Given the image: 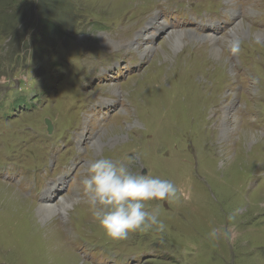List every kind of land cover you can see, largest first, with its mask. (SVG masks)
Wrapping results in <instances>:
<instances>
[{
  "label": "rangeland",
  "instance_id": "rangeland-1",
  "mask_svg": "<svg viewBox=\"0 0 264 264\" xmlns=\"http://www.w3.org/2000/svg\"><path fill=\"white\" fill-rule=\"evenodd\" d=\"M177 10L195 21H176L183 32L174 30L165 46L174 31L164 15ZM163 17L144 58L139 36ZM58 24L69 38L58 35ZM259 30L264 0H0V264H264ZM194 34L204 40L194 42ZM55 57L61 67L52 65ZM81 79L89 80L83 92ZM237 101L255 110V122L232 112L241 126L236 119L224 126L219 106ZM102 155L135 156L132 171L175 182L178 198L146 202L159 210L163 230L124 241L105 235L80 185L84 163ZM60 184L47 204L61 196L75 202L63 215L57 212L72 200L54 203L43 225L35 219L46 204L40 194Z\"/></svg>",
  "mask_w": 264,
  "mask_h": 264
},
{
  "label": "clouds",
  "instance_id": "clouds-1",
  "mask_svg": "<svg viewBox=\"0 0 264 264\" xmlns=\"http://www.w3.org/2000/svg\"><path fill=\"white\" fill-rule=\"evenodd\" d=\"M233 54L238 45L231 47ZM135 156L114 159L99 156L84 163L80 178L84 200L92 210L94 221L113 241L127 240L132 233L163 230L159 210L146 208V202L178 198L180 189L172 180L132 171ZM77 198V203H81ZM212 238L218 231L213 229Z\"/></svg>",
  "mask_w": 264,
  "mask_h": 264
},
{
  "label": "bare ground",
  "instance_id": "bare-ground-1",
  "mask_svg": "<svg viewBox=\"0 0 264 264\" xmlns=\"http://www.w3.org/2000/svg\"><path fill=\"white\" fill-rule=\"evenodd\" d=\"M192 5H195V2H192L191 4H188V8H190L191 9V6ZM158 6V5H157ZM157 8V7H156ZM153 10H155V9H153ZM160 12V11H159ZM158 12V13H159ZM169 17H171L172 18V27H170V29H169V31L168 32H171V31H174V30H178L179 32H183V29H177L176 27H175V25H176V21H178V22H182L184 19L188 22V23H192V22H194L195 21V19L194 18H191L190 17V13H189V11L188 10H184L183 12H180V13H175V14H172V15H168ZM203 20V19H202ZM92 21V20H91ZM239 21H241V22H243L244 24H246L242 19H240ZM206 22H212V20L210 21L209 20V17H207L206 18ZM241 22H239L238 24H234L235 25V27L231 30V31H233L234 29H236V27L238 26V25H240V24H242ZM199 23H201V20L199 21ZM237 23V22H236ZM152 23H150V29H152V30H154V31H149V30H144L145 31V33L144 34H140V36H139V39H138V49L139 50H142V57H144V58H146V54L144 53L145 52V50L148 48L147 47V42H150L151 40H154V39H151L150 37H153L154 36V34H155V31H156V28L158 27V26H162V25H164V24H166V19H165V17H163L162 19H159V21H156L155 23H153L152 25H151ZM178 24V23H177ZM233 25V26H234ZM247 25V24H246ZM232 26V27H233ZM55 27V26H54ZM231 27V28H232ZM242 27H244L243 25H242ZM253 29V28H252ZM55 30H56V28H55ZM185 30H189V29H185ZM256 30V29H255ZM57 31V30H56ZM192 31V30H191ZM199 31V30H198ZM243 31V30H242ZM260 31V30H259ZM167 32V33H168ZM193 32V31H192ZM243 32H245V31H243ZM261 33H263L264 34V32H262V31H260ZM166 33V34H167ZM175 33H177V31H174V32H171V33H169L167 36H166V38L164 39L165 40V46L167 45V39L168 38H170L173 34H175ZM194 33V32H193ZM165 34V35H166ZM135 35H136V33H135ZM135 35H134V37H135ZM195 35V34H194ZM233 36L234 37H236V35L234 34V31H233ZM133 37V38H134ZM181 37H182V35H178L176 38H175V43H176V45H178V42H179V40L181 39ZM132 38V39H133ZM161 37H159V39H160ZM204 38V35H195V37L193 38V39H191V40H193L194 42H196V43H199V42H201L202 40H204L203 39ZM211 38H213V36H211V37H209V35H208V37L206 38L207 40L209 39L210 40V44H209V48L211 47V50H212V46H211V42H216V41H211ZM217 38V37H216ZM44 39H45V36L43 37V40H41L40 41V43H39V45L42 47V48H44L45 47V44H44ZM121 39H123L122 37H120V40ZM39 40V39H38ZM218 40V39H217ZM197 41H199V42H197ZM220 41V40H219ZM188 43V42H187ZM186 43V44H187ZM185 44V45H186ZM43 45V46H42ZM184 45V46H185ZM217 45V49L219 50V48H218V44H216ZM132 46H133V48H136V45L134 44V45H131L130 47L132 48ZM183 46V47H184ZM183 47L181 48V49H183ZM149 48H150V46H149ZM164 48V47H163ZM180 49V50H181ZM149 50V49H148ZM151 51V50H150ZM150 51H147V53H150ZM143 62V64H144V60H143V58L141 59V63ZM120 91V90H119ZM229 107V110L231 109V106H228ZM229 115V114H228ZM226 116H227V114H225V118H226ZM230 117L232 118L230 121L227 119H225L224 118V120L223 121H221L223 124H224V126H225V121H228L229 123H233L234 122V119H236L237 121H238V117H236V116H234L233 114H231L230 113ZM238 125H239V121H238V123H237ZM224 126H223V128H224ZM239 126H241V125H239ZM222 128V129H223ZM220 132V131H219ZM227 132H228V129H226V130H224V131H222L221 133H220V137H221V139L222 140H224L225 138H226V136H227ZM252 136V134H248L247 133V135L245 136V137H251ZM97 138V137H96ZM95 138V139H96ZM95 139L93 140V142H92V144L94 143V141H95ZM93 147L95 146V144H93L92 145ZM96 147V146H95ZM96 149V148H95ZM13 183V181H10L9 182V184L11 185ZM7 188H10V189H13L12 187H9V186H7L6 187V189H4L3 190V193L5 194V196L8 194V189ZM51 192V190H44V193L45 194H47L49 197H51V196H53V197H56V196H59L58 194H56L55 193V191H52V193H50ZM15 194H17L18 195V197H20V202L19 203H21L20 205H23L24 204V202H25V200L23 199V197L18 193V192H15ZM4 196V197H5ZM63 197H66V198H68L69 199V197H67V196H61L60 198H58L56 201H54L53 203H49V204H47L48 203V201H45L46 202V204H42V205H40L39 207H37L36 208V217H35V219L37 220V218L39 217V219L41 220V221H44V222H40V223H42L43 225H46V224H48V223H50L51 222V220L50 221H48L47 219H48V217H50V216H52L55 212H56V209H57V206L56 205H54V203H58ZM52 198V197H51ZM71 199V198H70ZM69 199V200H70ZM72 200V203L68 206V207H66V208H64V210L63 211H58L57 213L58 214H60V215H63V213H67L69 210H70V208L72 207V205L74 204V200L73 199H71ZM70 200V201H71ZM39 205V204H38Z\"/></svg>",
  "mask_w": 264,
  "mask_h": 264
},
{
  "label": "trees",
  "instance_id": "trees-1",
  "mask_svg": "<svg viewBox=\"0 0 264 264\" xmlns=\"http://www.w3.org/2000/svg\"><path fill=\"white\" fill-rule=\"evenodd\" d=\"M19 13H21V12H19ZM59 26L60 25L58 24V26L56 27L58 35H61V36L65 35L66 29L64 27H62V29H61ZM46 35H48V33H46Z\"/></svg>",
  "mask_w": 264,
  "mask_h": 264
},
{
  "label": "water",
  "instance_id": "water-1",
  "mask_svg": "<svg viewBox=\"0 0 264 264\" xmlns=\"http://www.w3.org/2000/svg\"><path fill=\"white\" fill-rule=\"evenodd\" d=\"M50 128V127H49Z\"/></svg>",
  "mask_w": 264,
  "mask_h": 264
}]
</instances>
